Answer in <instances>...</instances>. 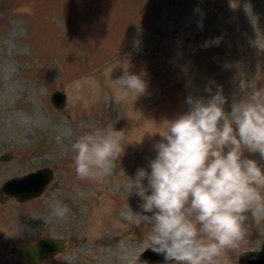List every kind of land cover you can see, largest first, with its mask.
Instances as JSON below:
<instances>
[{
    "label": "rangeland",
    "instance_id": "1",
    "mask_svg": "<svg viewBox=\"0 0 264 264\" xmlns=\"http://www.w3.org/2000/svg\"><path fill=\"white\" fill-rule=\"evenodd\" d=\"M125 73L146 91L116 100ZM88 78L99 88L72 87ZM218 88L227 114L264 89V0H0V154L9 155L0 185L41 167L54 173L41 195L0 207L3 222L13 215L11 229L0 226V264H14L11 246L44 236L68 244L39 264H173L140 261L151 226L121 214L143 203L127 195L128 178L150 172L159 133L190 110L188 98L207 101ZM55 90L66 94L61 109L50 101ZM109 128L125 145L115 171L78 177L73 145ZM244 156L264 169L258 153ZM248 224L229 264L264 242V220L250 215Z\"/></svg>",
    "mask_w": 264,
    "mask_h": 264
},
{
    "label": "clouds",
    "instance_id": "2",
    "mask_svg": "<svg viewBox=\"0 0 264 264\" xmlns=\"http://www.w3.org/2000/svg\"><path fill=\"white\" fill-rule=\"evenodd\" d=\"M114 83L116 100L136 99L146 91L145 81L134 74ZM85 84L99 88L91 78L72 87L79 92ZM187 102L190 110L159 133L150 172L140 168L134 180L128 178L127 195L134 192L143 201L142 212L152 215L134 213L128 205L121 214L136 227L151 226L144 249L165 262L229 264L227 253L240 251L251 235L250 215L264 220V169L244 156L247 151L264 159V89L234 103L230 114L219 88L207 101L189 97ZM122 140V132L113 128L80 137L73 145L77 176L111 175L124 151Z\"/></svg>",
    "mask_w": 264,
    "mask_h": 264
},
{
    "label": "water",
    "instance_id": "3",
    "mask_svg": "<svg viewBox=\"0 0 264 264\" xmlns=\"http://www.w3.org/2000/svg\"><path fill=\"white\" fill-rule=\"evenodd\" d=\"M50 101L56 109H61L67 104L66 94L62 90H55L50 95ZM9 158L8 153L0 155L1 160ZM53 170L49 167H41L24 175L10 177L0 185V201L9 197L24 201L42 194L45 188L53 179ZM3 194H6L5 196ZM150 194V191L147 193ZM139 213H143L142 208ZM68 241L64 238L44 236L35 243H28L12 248L15 254L14 264H39L42 260L62 253ZM139 259L146 263H168L162 255L153 252L151 249H144ZM171 262V261H169ZM238 264H264V242L261 250H247L238 255Z\"/></svg>",
    "mask_w": 264,
    "mask_h": 264
},
{
    "label": "flooded vegetation",
    "instance_id": "4",
    "mask_svg": "<svg viewBox=\"0 0 264 264\" xmlns=\"http://www.w3.org/2000/svg\"><path fill=\"white\" fill-rule=\"evenodd\" d=\"M47 188V187H46ZM45 188V189H46ZM4 196L6 195V194H3ZM9 200H15V201H17L18 203L19 202H25V201H19V200H17V199H15V198H12V197H9V198H7V199H5V200H3V201H0V207H7L8 206V201ZM29 200V199H28ZM27 201V200H26ZM11 214V213H10ZM12 215V214H11ZM12 217H13V215H12ZM12 217H11V219H12ZM11 219H10V217H8V218H6L4 221H6V222H3L2 220H0V226L2 225L3 227H7L8 229L11 227ZM11 229V228H10ZM8 236V237H10V234H8V232L6 233V234H4L3 236H1V238L4 240V242H5V240H7V237H5V236ZM6 238V239H5ZM15 246H11L10 247V253L12 254V258H13V261H14V258H15V254L14 253H12V248H14Z\"/></svg>",
    "mask_w": 264,
    "mask_h": 264
}]
</instances>
